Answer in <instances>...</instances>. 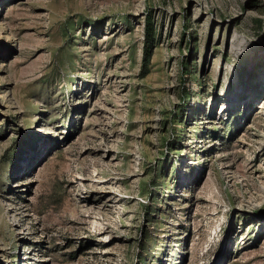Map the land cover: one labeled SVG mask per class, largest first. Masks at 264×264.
Instances as JSON below:
<instances>
[{"label": "rangeland", "instance_id": "rangeland-1", "mask_svg": "<svg viewBox=\"0 0 264 264\" xmlns=\"http://www.w3.org/2000/svg\"><path fill=\"white\" fill-rule=\"evenodd\" d=\"M0 264H264V0H0Z\"/></svg>", "mask_w": 264, "mask_h": 264}]
</instances>
